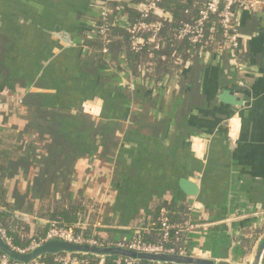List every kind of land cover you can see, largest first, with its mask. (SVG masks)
Wrapping results in <instances>:
<instances>
[{"label": "crops", "instance_id": "crops-1", "mask_svg": "<svg viewBox=\"0 0 264 264\" xmlns=\"http://www.w3.org/2000/svg\"><path fill=\"white\" fill-rule=\"evenodd\" d=\"M109 4L0 0V90L19 99L14 114L0 102V126L20 146L0 172L7 215L32 220L9 216L13 227L48 226L38 214L57 203L117 242L150 232L160 205H183L189 254L249 262L255 246L240 239L264 225V11H239L237 51L144 83L120 54L101 65L83 45Z\"/></svg>", "mask_w": 264, "mask_h": 264}, {"label": "trees", "instance_id": "trees-1", "mask_svg": "<svg viewBox=\"0 0 264 264\" xmlns=\"http://www.w3.org/2000/svg\"><path fill=\"white\" fill-rule=\"evenodd\" d=\"M146 0H128V2H111L109 4L110 9H115L117 6L123 7L124 11L129 16V22L134 24L140 17V14L133 8L134 5L143 3ZM209 0H162L160 8L167 10L170 16L163 20V28L161 31V47L159 50H153L152 44H146L142 46L140 50H135L132 47V41L126 28L121 26H114L113 17L108 18V24L110 30L107 32V38L98 36L94 39H83V45L88 49H91L98 54L99 64L106 65V56L102 50L107 46L111 53H118L125 58V63L128 71L129 80L137 82L142 79L144 83L147 82H159L164 78L180 73L185 67L186 63L193 60L198 55L199 48H202L203 53H215L221 52L224 47V38L220 31V24L216 23L214 27L212 25L213 20H210L206 25V39L196 46L190 44L188 41H179L176 39V30L181 26L183 22H192L198 17L200 9ZM216 21V20H214ZM102 26V22L97 23V28ZM108 42L106 43V41ZM19 99H16V95L13 93L3 94V90H0V102L8 104V114H14L17 111V104ZM17 103V104H15ZM21 102L20 105H23ZM18 137L5 130V127L0 126V169L6 167L10 162L18 159V150L20 148L17 142ZM13 141V143H11ZM5 179L0 172V208L3 211L0 212V224L7 230L9 237L12 240L13 246L26 249L33 241H42L49 228L51 222H59L60 225L66 227H75L83 219L72 218V206L69 208L59 207L57 203H54L53 208L49 207L44 209L45 213L39 212V217L45 218L49 221L48 226L41 227L36 226L30 233L24 230L25 227H13L11 219L6 210H11L10 203L7 200V189L5 187ZM176 205L162 204L157 209L155 227L150 232H141L140 235L149 243H159L162 241L163 233L160 227V214L163 209L169 212V219L172 224L179 226H186L191 222V210L189 207ZM51 208V209H50ZM77 214V213H76ZM79 216V214H78ZM17 222V221H16ZM26 225L24 222L19 223ZM78 234L90 237L93 232L90 228H75ZM264 234V225L261 227L252 228L240 239L241 247L247 252H251L256 242ZM96 238L105 243L109 240H105L102 237L96 235ZM130 239V238H129ZM128 239V240H129ZM127 239L124 240L128 241ZM110 242V241H109ZM114 242V241H113ZM167 248H172L175 253H179L181 248L185 246L182 236L178 239L172 240L170 243L165 244ZM82 260H86L89 264H98L101 258L95 256H76ZM119 257H107L105 258L106 264H114V261ZM54 256L46 255L40 260L46 262V264H53L52 260ZM135 264H148V263H135Z\"/></svg>", "mask_w": 264, "mask_h": 264}, {"label": "built area", "instance_id": "built-area-1", "mask_svg": "<svg viewBox=\"0 0 264 264\" xmlns=\"http://www.w3.org/2000/svg\"><path fill=\"white\" fill-rule=\"evenodd\" d=\"M107 3L111 2H128V0H105ZM162 0H146L143 3L134 5L133 8L140 14L139 19L131 24L129 16L124 11L123 7L117 6L115 9H104L101 14L102 26L97 28L95 24L92 35L93 37L102 36L107 38V32L110 30L108 18L113 17L114 26H121L126 28L132 41V47L135 50H140L146 44H152L153 50H159L161 47V31L163 28V20L170 16L167 10L160 8ZM241 10L250 12L264 11V0H209L199 11L198 17L192 22H183L176 30L175 37L179 41H188L190 44L196 46L201 44L206 39V25L213 20L212 25L215 27L216 23L220 24V31L224 38V47L237 51L241 45V36L237 29V14ZM216 20V21H214ZM108 40L106 41V43ZM103 54L109 58L112 54L107 46L102 50ZM198 54H204L202 48H199ZM239 72L245 70L243 64H238ZM169 212L163 209L160 214L159 222L161 231L163 233L162 241L159 243L147 242L140 232L134 233L128 241H117L105 243L99 241L94 233L87 237L78 234L75 228H83L81 224L75 227H66L59 224V222H51L50 228L42 241H33L28 248L20 249L12 244V240L8 235L7 230L0 224V235L4 240L19 253L31 252L36 246L51 240L61 239L69 243L92 245V246H119L138 252L147 253H175L172 248H167L165 244L172 240L178 239L182 236L185 246L176 254H189L186 250L187 232L193 228L192 221L186 226H179L172 224L168 217ZM191 255V254H190ZM41 259V258H40ZM40 259L30 264H46ZM53 264H89L86 260H82L76 255H57L52 260ZM0 264H23L10 260L6 255L0 253ZM98 264H106L105 258H101ZM114 264H135L129 259L118 258Z\"/></svg>", "mask_w": 264, "mask_h": 264}, {"label": "water", "instance_id": "water-1", "mask_svg": "<svg viewBox=\"0 0 264 264\" xmlns=\"http://www.w3.org/2000/svg\"><path fill=\"white\" fill-rule=\"evenodd\" d=\"M8 216H12L22 222L32 221L31 219L18 214L8 213ZM0 253L6 255L12 261L23 264H30L46 255H83L95 256L98 258L119 257L129 259L135 263L148 264H233L222 260L199 257L190 254L138 252L119 246L99 247L74 244L61 239H51L36 246L31 252L19 253L10 247L1 235ZM249 264H264V234L259 238Z\"/></svg>", "mask_w": 264, "mask_h": 264}, {"label": "rangeland", "instance_id": "rangeland-1", "mask_svg": "<svg viewBox=\"0 0 264 264\" xmlns=\"http://www.w3.org/2000/svg\"><path fill=\"white\" fill-rule=\"evenodd\" d=\"M32 244H33V243H32ZM33 245H35V244H33ZM256 245H257V244H255L254 246L256 247ZM31 246H32V245H31ZM255 247H254V249H255ZM254 249H253V251H254ZM253 251H252V254L249 255V259H250V261H251V259H252ZM250 261L247 262V263H245V264H249Z\"/></svg>", "mask_w": 264, "mask_h": 264}]
</instances>
